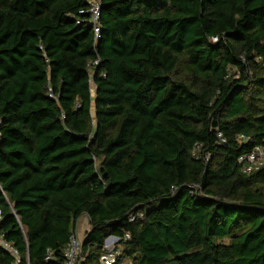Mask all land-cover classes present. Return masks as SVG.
<instances>
[{
  "label": "trees",
  "instance_id": "16d2710c",
  "mask_svg": "<svg viewBox=\"0 0 264 264\" xmlns=\"http://www.w3.org/2000/svg\"><path fill=\"white\" fill-rule=\"evenodd\" d=\"M90 1L0 0V264H264V0Z\"/></svg>",
  "mask_w": 264,
  "mask_h": 264
},
{
  "label": "built area",
  "instance_id": "2783aa9c",
  "mask_svg": "<svg viewBox=\"0 0 264 264\" xmlns=\"http://www.w3.org/2000/svg\"><path fill=\"white\" fill-rule=\"evenodd\" d=\"M86 13L89 16L88 24L91 26L94 34V38L96 39L99 36V17H100V8H99V1L98 0H91L89 2V8L87 9ZM78 24V22H77ZM216 39H213V42H215ZM97 64V61L92 63L90 66L93 67ZM90 90L92 84V80H89ZM94 89V87H93ZM216 138L218 139L219 144H224L225 139L223 138V135L220 131H216ZM240 141H243L244 138L242 136L239 137ZM200 145L195 144L192 149V155L197 156L198 155V149L200 148ZM206 161L208 160V157L205 156ZM237 163L241 167V172L249 175L255 172L264 171V146H255L252 148V150L246 154H242L238 157ZM0 193L2 196L6 199V194L3 192L0 186ZM139 217H142V214L138 215ZM3 219V214L0 209V223ZM135 219L134 216H131L130 221H133ZM125 238H128V235H125ZM83 239L79 238L76 232L71 235V237L68 240V243L66 244L64 250H63V264H79V261L81 260V246H82ZM119 239L116 237H108L103 244V253L99 257V263L100 264H116L117 259L121 255V250L119 246L117 245ZM0 247L6 251L8 254H10L13 258L18 261V253L17 250L8 242H6L3 239V236L0 235ZM52 259V251L47 250L46 251V257L45 260H51Z\"/></svg>",
  "mask_w": 264,
  "mask_h": 264
},
{
  "label": "crops",
  "instance_id": "0c3cea01",
  "mask_svg": "<svg viewBox=\"0 0 264 264\" xmlns=\"http://www.w3.org/2000/svg\"><path fill=\"white\" fill-rule=\"evenodd\" d=\"M88 230H89L88 218L86 216L80 217L76 224V229H75L76 234L79 235V238L83 239L85 233Z\"/></svg>",
  "mask_w": 264,
  "mask_h": 264
},
{
  "label": "rangeland",
  "instance_id": "374dc122",
  "mask_svg": "<svg viewBox=\"0 0 264 264\" xmlns=\"http://www.w3.org/2000/svg\"><path fill=\"white\" fill-rule=\"evenodd\" d=\"M93 93H94V89H93V86H91V94L93 95ZM91 112H92V116H93L94 115L93 110ZM78 237H79V235H78Z\"/></svg>",
  "mask_w": 264,
  "mask_h": 264
}]
</instances>
